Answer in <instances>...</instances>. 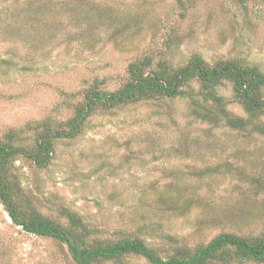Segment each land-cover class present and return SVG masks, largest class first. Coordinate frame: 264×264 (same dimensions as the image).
<instances>
[{
	"label": "rangeland",
	"instance_id": "374dc122",
	"mask_svg": "<svg viewBox=\"0 0 264 264\" xmlns=\"http://www.w3.org/2000/svg\"><path fill=\"white\" fill-rule=\"evenodd\" d=\"M13 1L0 0L1 137L21 130L31 143L37 123L66 122L95 81L117 91L130 64L150 54L175 68L198 54L264 72V0H45L44 13L32 7L44 0H16L21 13L11 16ZM220 93L231 98V86ZM55 147L45 170L16 162L24 192L61 224L76 213L97 239L139 237L169 258L179 242L194 249L222 233L264 231V135L202 124L186 100L98 111L82 136ZM0 264L73 262L67 247L14 226L0 203Z\"/></svg>",
	"mask_w": 264,
	"mask_h": 264
},
{
	"label": "trees",
	"instance_id": "16d2710c",
	"mask_svg": "<svg viewBox=\"0 0 264 264\" xmlns=\"http://www.w3.org/2000/svg\"><path fill=\"white\" fill-rule=\"evenodd\" d=\"M15 1L5 7L11 16L20 9ZM51 6L44 0L32 7L44 13ZM227 84L231 86V98L220 93ZM101 85L102 82L95 81L84 90L82 101L69 106L73 116L66 122L46 119L37 123L32 128L31 143L22 137L21 130L0 136V203L13 225L26 234L67 247L73 264H121L127 256L144 258L149 264H264V231L254 239L222 233L194 249L182 247L179 242L175 244L174 254L164 258L139 237L106 242L95 238L76 213L66 211L68 224L64 225L45 216L35 206L16 174V162L24 159L39 170L49 168L56 155V142L78 139L88 120L98 111L113 112L132 104L180 99L186 100L190 115L202 124L224 125L231 130L264 135V72L240 60L210 64L196 54L186 65L175 68L166 59L155 61V55L150 54L130 64L128 79L117 91L108 92ZM231 105L239 106L245 115L234 113Z\"/></svg>",
	"mask_w": 264,
	"mask_h": 264
}]
</instances>
